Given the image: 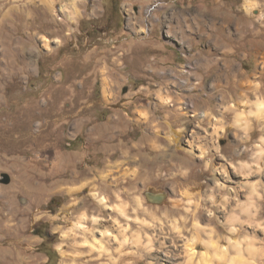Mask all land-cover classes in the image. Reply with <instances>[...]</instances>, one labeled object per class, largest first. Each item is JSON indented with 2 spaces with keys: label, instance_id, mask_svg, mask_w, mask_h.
<instances>
[{
  "label": "rangeland",
  "instance_id": "obj_1",
  "mask_svg": "<svg viewBox=\"0 0 264 264\" xmlns=\"http://www.w3.org/2000/svg\"><path fill=\"white\" fill-rule=\"evenodd\" d=\"M248 1L0 0V264H264Z\"/></svg>",
  "mask_w": 264,
  "mask_h": 264
},
{
  "label": "bare ground",
  "instance_id": "obj_2",
  "mask_svg": "<svg viewBox=\"0 0 264 264\" xmlns=\"http://www.w3.org/2000/svg\"><path fill=\"white\" fill-rule=\"evenodd\" d=\"M247 6H248V8L249 9H252V8H254L255 6H256V4H255V1L254 0H249L248 2H247ZM167 102L168 103H170L168 100H167ZM254 106H255V110L254 111H252L251 112V115H254V116H260V118L262 117L263 119H264V98H258L255 102H254ZM244 114L241 112V113H238V116L236 117L237 119H235L236 120V125L238 126V127H241L242 129H243V131H246L247 129H248V127H249V124H248V121H246L245 120V118H244V116H243ZM174 141V140H173ZM262 141L264 142V138L262 139ZM260 152H264L263 151V149L262 150H260ZM261 153V154H262ZM98 199H99V201H100V203L101 204H103L104 206H106V207H110L111 208V206H109V204H108V201H107V198L106 197H103V196H99L98 197ZM245 208V207H244ZM116 210H117V212H119L123 217H128L127 215H126V209H125V207L124 206H117L116 208H115ZM245 210V209H244ZM98 221V219H96L95 220V222H97ZM233 221V220H232ZM199 227V226H198ZM81 232H83V233H85V232H87V231H89V230H86L85 229V227L84 226H82V225H79L78 227H77ZM233 230V232L235 231V229L233 228L232 229ZM212 231V230H211ZM107 233H108V231H107ZM213 233V232H212ZM210 234V233H209ZM214 234V233H213ZM109 235H112V234H109ZM212 235V234H211ZM211 235H209V236H211ZM106 236H108L107 234H106ZM210 238H212V237H210ZM209 242H206L205 243V246H207V247H212L213 248V246H216L215 244H214V241H211L210 239L208 240ZM96 243H97V241H96ZM194 243V242H193ZM99 244V243H98ZM90 245L92 246V248L93 249H100V251L102 252V251H106V248L100 243V246L99 245H95V244H91L90 243ZM238 245V244H237ZM237 245H235V248H237ZM215 248H217L216 250H217V255H216V257L217 258H219L220 260H223V255L225 254V252H224V249H225V247H223V248H221V247H215ZM214 248V249H215ZM250 248V247H249ZM197 245H196V247H195V245L194 244H188L187 246H186V252H187V255H188V262H192L193 261V258L197 255ZM238 250V249H237ZM251 251V250H250ZM252 252H253V250H252ZM238 253L241 255V256H239L240 258L239 259H242L243 257H242V253L240 252V249L238 250ZM205 255V254H204ZM204 255L203 254H201V259H202V261H204L206 264H211V261L209 260V259H205V257H204ZM242 257V258H241ZM200 259V260H201ZM239 259H237V260H239ZM245 260V259H244ZM235 261V262H234ZM240 262H241V260H239ZM246 261V260H245ZM238 262V261H237ZM204 264V263H203ZM230 264H237L236 263V259H232L231 260V263ZM243 264V263H242Z\"/></svg>",
  "mask_w": 264,
  "mask_h": 264
}]
</instances>
